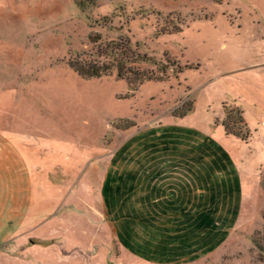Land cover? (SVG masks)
<instances>
[{"label": "rangeland", "instance_id": "374dc122", "mask_svg": "<svg viewBox=\"0 0 264 264\" xmlns=\"http://www.w3.org/2000/svg\"><path fill=\"white\" fill-rule=\"evenodd\" d=\"M0 264H264V0H0Z\"/></svg>", "mask_w": 264, "mask_h": 264}, {"label": "crops", "instance_id": "0c3cea01", "mask_svg": "<svg viewBox=\"0 0 264 264\" xmlns=\"http://www.w3.org/2000/svg\"><path fill=\"white\" fill-rule=\"evenodd\" d=\"M206 135H209L208 132H206ZM208 143H210V139H209ZM205 145L207 146V144H205ZM215 145H219V144H215ZM171 146H172L171 154L165 152V154L162 156V159L159 160L161 163H159L157 165V166H159V168L157 167L156 174H157V177H166V176H163V175H166L168 173V179L166 181H167V183H169L171 185V187H168V188H170V192H171L170 195H173V196H175V198L180 199L182 197L180 195V193L181 194L183 193L185 195H189V189L191 187H189L188 190L186 188V189H184L183 191H181L179 193L178 190L176 189V187L172 186L173 185V181L169 178V176L172 175V174H174V176H176V173H178L177 172L178 169H180V171H181L183 168H187L188 166L186 164L180 165L181 162H180L179 159L185 160V162H186L185 156L182 157V158H180V156H178V153H179L178 149L181 148L182 145L178 144V142L176 141V143L174 145L172 143ZM187 147L189 149L187 151V153L193 151V155H194L195 158L194 157H192V158L190 157L189 161L191 162V164H193L194 168L195 169H199V170L205 169L207 172H211L212 173L214 164H212L210 162V163H206V164L203 165V163H205L206 161H210L211 160V158L207 154L208 149L205 148V147L203 149H201L202 152L200 151V153H205V156L204 155L200 156V153L196 150V148H198L197 146H193V145L189 144ZM196 154H197V156H195ZM202 157H204V159H201ZM205 157H207L209 159H207ZM219 165L220 166H224V165H221V164H219ZM215 166H217V168H218V165H215ZM170 168H171V170H170ZM221 170H222L223 175H225L226 179H230V177H231L230 176V168L225 166ZM212 177H213L212 179L211 178H207V181L209 183L211 182V180L216 179V178H214L215 177L214 174H212ZM240 179H241V185H242V176H241V174L238 177H237V174H236V179H234L233 181L231 180L229 185H228V190L231 192L232 197L235 196V191H238V192L240 191L241 192L242 187L240 186ZM145 182H146V180H145ZM231 184H233L234 186H232ZM220 186L221 185L219 184V187ZM182 198H184V197H182ZM193 209L197 210V207H194Z\"/></svg>", "mask_w": 264, "mask_h": 264}, {"label": "trees", "instance_id": "16d2710c", "mask_svg": "<svg viewBox=\"0 0 264 264\" xmlns=\"http://www.w3.org/2000/svg\"><path fill=\"white\" fill-rule=\"evenodd\" d=\"M83 3H84L83 1H79V2H77V5H79L80 7H83L82 6ZM126 50H127V48H124L122 50L123 56H124V59L123 60L126 62V64L124 62H122V64L116 63V65L114 66L111 63H109V64H100L98 62H95L93 65L91 63V64H84V66H83L82 64L84 62L82 63V62H79L78 61L75 65H73V68H80V69H78L76 71L79 72V73H81L87 79H90V78H100L102 76L108 75L107 73L111 72V70L113 71L114 69H116L117 76L120 79H123V77L124 78L125 77L126 78H130L129 75H132V74H136V76H137L138 73L135 71V69H133L131 66H129L127 64V62H128V60H127L128 59V56H127L128 55V52L126 53ZM134 59H137V58L134 57ZM113 61H114V59H112V62ZM128 73H129V75H128ZM142 77H147V75H143ZM218 125H220L223 129H225V131L227 132L228 135H232L234 137L235 136L236 137L237 136L240 137V135L238 133L232 132L230 130V125H229V123H228L227 120H224L223 123L218 124Z\"/></svg>", "mask_w": 264, "mask_h": 264}, {"label": "bare ground", "instance_id": "6f19581e", "mask_svg": "<svg viewBox=\"0 0 264 264\" xmlns=\"http://www.w3.org/2000/svg\"><path fill=\"white\" fill-rule=\"evenodd\" d=\"M221 218V217H220Z\"/></svg>", "mask_w": 264, "mask_h": 264}]
</instances>
